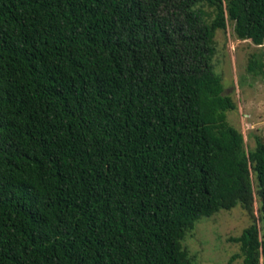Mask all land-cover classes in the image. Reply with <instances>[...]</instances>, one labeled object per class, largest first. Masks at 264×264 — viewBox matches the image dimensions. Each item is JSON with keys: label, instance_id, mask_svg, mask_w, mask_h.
<instances>
[{"label": "trees", "instance_id": "trees-1", "mask_svg": "<svg viewBox=\"0 0 264 264\" xmlns=\"http://www.w3.org/2000/svg\"><path fill=\"white\" fill-rule=\"evenodd\" d=\"M229 22L263 44L264 0H0V264H195L186 236L236 205L227 264H261L264 140L213 65Z\"/></svg>", "mask_w": 264, "mask_h": 264}, {"label": "rangeland", "instance_id": "rangeland-1", "mask_svg": "<svg viewBox=\"0 0 264 264\" xmlns=\"http://www.w3.org/2000/svg\"><path fill=\"white\" fill-rule=\"evenodd\" d=\"M215 44L214 71L221 78L224 93L236 103V108L227 112V120L242 133L245 148L253 150L257 137L264 140V42L255 45L238 39L229 22L225 29L217 30ZM252 63L257 68L261 64V70H249ZM254 209L257 215V203ZM249 224L250 218L240 205L219 210L199 220L184 245L195 264H227L239 252L238 244L231 238L240 235ZM231 264H242V260L236 258Z\"/></svg>", "mask_w": 264, "mask_h": 264}]
</instances>
